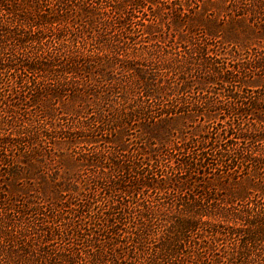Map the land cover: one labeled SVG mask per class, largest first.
<instances>
[{
    "label": "trees",
    "instance_id": "obj_1",
    "mask_svg": "<svg viewBox=\"0 0 264 264\" xmlns=\"http://www.w3.org/2000/svg\"><path fill=\"white\" fill-rule=\"evenodd\" d=\"M0 264H264V0H0Z\"/></svg>",
    "mask_w": 264,
    "mask_h": 264
},
{
    "label": "rangeland",
    "instance_id": "obj_2",
    "mask_svg": "<svg viewBox=\"0 0 264 264\" xmlns=\"http://www.w3.org/2000/svg\"><path fill=\"white\" fill-rule=\"evenodd\" d=\"M258 85V83H254L253 86Z\"/></svg>",
    "mask_w": 264,
    "mask_h": 264
}]
</instances>
